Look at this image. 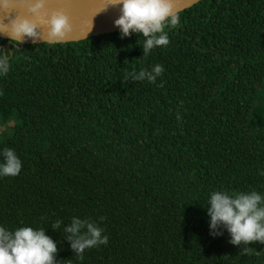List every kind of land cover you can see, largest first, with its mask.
Segmentation results:
<instances>
[{"label":"trees","instance_id":"obj_1","mask_svg":"<svg viewBox=\"0 0 264 264\" xmlns=\"http://www.w3.org/2000/svg\"><path fill=\"white\" fill-rule=\"evenodd\" d=\"M179 21L147 55L120 32L6 50L0 151L23 167L0 177V226L44 229L60 264H264V244L213 238L206 211L213 191L264 194V0H202ZM156 64L155 83L130 79ZM73 217L108 244L74 256Z\"/></svg>","mask_w":264,"mask_h":264},{"label":"clouds","instance_id":"obj_2","mask_svg":"<svg viewBox=\"0 0 264 264\" xmlns=\"http://www.w3.org/2000/svg\"><path fill=\"white\" fill-rule=\"evenodd\" d=\"M14 3L26 7L29 15L39 16L47 0H0V10L6 12ZM111 5L121 6V15L114 21L115 27L120 30V38L142 34L145 38L142 47L144 55L154 48L168 46L170 41L165 28H174L180 22L173 0H112ZM92 27L91 22L87 34ZM42 28L46 29L43 34L38 31ZM72 32L70 19L62 12L53 14L46 25L19 16L11 20L10 24L0 21V34L7 35L19 44L27 39L33 43L43 39L44 44L65 42ZM11 59L10 52L0 48V77L9 72ZM163 72L164 67L156 64L150 70L133 71L130 79L155 83ZM22 167V161L14 149L6 147L0 151V177H15L20 174ZM260 174L264 175V171ZM206 211L210 218L209 233L213 238L222 236L226 231L232 245L264 244V194L261 192L213 191ZM61 223L57 221L54 228ZM63 234L74 256L80 258L87 249L108 244V236L103 229L88 219L73 217L71 223L63 228ZM244 251L252 249L249 247ZM57 254V241L42 228L19 227L10 231L0 226V264H60Z\"/></svg>","mask_w":264,"mask_h":264},{"label":"water","instance_id":"obj_3","mask_svg":"<svg viewBox=\"0 0 264 264\" xmlns=\"http://www.w3.org/2000/svg\"><path fill=\"white\" fill-rule=\"evenodd\" d=\"M201 1L173 0V3L176 11L181 13ZM111 4L112 0H47L44 11L39 16H31L28 14L26 7L14 3L6 12L0 10V21L4 24H10L11 20L19 16L28 18L37 24L46 25L53 14L62 12L69 17L73 32L67 37V41L55 44L80 42L93 37L120 32L115 27L114 21L121 15V6H112ZM91 22L93 27L87 34ZM38 31L43 34L46 29L42 28ZM0 38L8 41L6 46H0L2 49H10L15 44L7 35L0 34ZM45 38H47L46 35ZM33 44H44V40L41 39L39 42L33 43L31 39H27L20 44V49Z\"/></svg>","mask_w":264,"mask_h":264},{"label":"rangeland","instance_id":"obj_4","mask_svg":"<svg viewBox=\"0 0 264 264\" xmlns=\"http://www.w3.org/2000/svg\"><path fill=\"white\" fill-rule=\"evenodd\" d=\"M13 121H16V119H13L7 127L0 125V135L3 134L7 129H9V127L13 126Z\"/></svg>","mask_w":264,"mask_h":264},{"label":"flooded vegetation","instance_id":"obj_5","mask_svg":"<svg viewBox=\"0 0 264 264\" xmlns=\"http://www.w3.org/2000/svg\"><path fill=\"white\" fill-rule=\"evenodd\" d=\"M1 46V45H0Z\"/></svg>","mask_w":264,"mask_h":264}]
</instances>
